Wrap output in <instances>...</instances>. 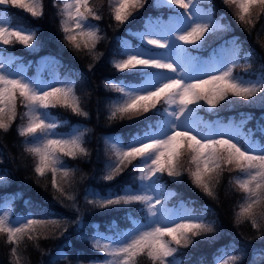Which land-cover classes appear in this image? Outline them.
<instances>
[{
  "label": "snow or ice",
  "instance_id": "obj_1",
  "mask_svg": "<svg viewBox=\"0 0 264 264\" xmlns=\"http://www.w3.org/2000/svg\"><path fill=\"white\" fill-rule=\"evenodd\" d=\"M147 3L110 0V16L124 25ZM222 3L232 8L235 19L244 25L254 23V16L259 15L256 9L264 12V0ZM5 5L25 10L33 18L44 14L43 0H0V6ZM161 5L172 14L167 18L148 16L142 30L132 33L139 41L135 46L121 39L116 52L121 58L111 63L124 78L104 82L107 90L117 94L109 102L108 120L126 121L136 130L104 137L113 158L101 179L114 181L126 170L132 175L120 188L86 190L93 197L86 198V203L96 209L123 210L127 223L121 228L113 222L111 235L97 232L92 237L90 247L102 253L103 259L90 264H141L142 260L180 264L176 256L182 248L192 245L197 237L214 234L215 222L206 223L203 213L196 214L183 201L169 206L176 193L167 189L165 180L181 182L185 175L206 196L216 199L225 173H236L228 181L243 194L235 222H248L264 234V143L253 139L251 130L244 131L247 120L225 124L206 121L199 115L201 110L212 112L236 101L264 106V73L255 79L245 77L252 52H244L235 38L217 47L208 46L206 56L196 54L206 48L208 37L228 30L210 7H202V0H157L156 6ZM57 7L63 17L60 30L64 41L77 52L84 50L94 61L99 60L103 53L97 51V44L106 37L93 22L102 17L91 0H64ZM37 31L13 25L6 14H0V46L18 43L35 49ZM57 63L42 59L36 75L30 77L19 58L0 50V132L7 133L20 120L16 131L22 138L23 151L34 159V173L38 178L50 175L51 187L59 193L54 199L71 201L75 208L76 195L68 194L57 177L67 181L76 174L65 158L90 155L84 139L89 130L61 131L68 121L54 116L52 110L62 108L82 117L89 113L76 92V82L68 77L61 79L51 70ZM93 66L90 64L89 70ZM46 69L50 70L47 79L42 76ZM18 108L24 111L18 112ZM257 127L264 135V124ZM3 186L5 177L0 175ZM48 222L31 213L18 216L11 202L0 201V236L12 245L14 264H21V244L37 241L38 226ZM75 223L79 225L80 221ZM242 259L240 255H228L218 258L217 264H242Z\"/></svg>",
  "mask_w": 264,
  "mask_h": 264
},
{
  "label": "trees",
  "instance_id": "obj_2",
  "mask_svg": "<svg viewBox=\"0 0 264 264\" xmlns=\"http://www.w3.org/2000/svg\"><path fill=\"white\" fill-rule=\"evenodd\" d=\"M50 1V0H49ZM218 8H222L225 17L226 26L228 30H240L242 35L246 38V42L250 43L256 60L259 63L264 64V12L260 9L257 10L258 16H254V23L251 25H244L238 22L233 14V9L224 5L222 0H215ZM153 0H148L145 8L150 7ZM99 11L102 17L99 22L101 28H106L103 35L108 39L106 41H100L97 44V51L103 53L99 60H93L90 55L84 50L77 52L70 45H68L63 39V33L60 30V16L58 14L57 5H50L44 10V14L40 18H34L33 24L38 25L37 44L48 45L52 47H58L64 50L65 54L74 58L79 63L88 77L94 78L98 72H104L106 74L112 73L113 65L112 60L116 58V52L118 49V42L114 40V31L120 28L122 25L117 24L110 16V9L107 4L102 2L92 3ZM62 6V4H59ZM110 6V3H109ZM13 8L18 10L14 6H9L6 12L11 18L15 16ZM5 50L12 49L11 47H4ZM94 65L89 70V65ZM93 80V79H92ZM96 81H93L95 83ZM93 86V85H92ZM97 92L96 90H94ZM94 107H100L99 104ZM19 112L23 111V108ZM103 117L100 113H95L93 116V124L102 125ZM22 138L18 136L15 125L7 132H0V165L7 172L6 179L11 184H16L20 189H28L36 194L38 198H44L48 202L55 201L54 193L51 187V176L38 178L33 171L34 159L33 157L23 151ZM88 142V150L90 155L87 157H80L72 160L67 158L71 164V168L76 170L74 177L69 178L67 181L61 179L64 184L65 191L68 194H75L77 199L75 202V208L72 206V202L64 199V205L66 209L65 214L60 218L53 219L59 220V224H53L49 221L45 225L38 226L39 239L37 241L27 240L20 246L21 264H61L59 261L48 262L47 254L56 245L63 244L67 248L70 255L77 261H66V264H86L85 260L92 254L96 253L94 249L90 247L91 241L86 237L85 229L78 228L75 223L80 220L78 216H84V220H89L92 213H104L109 212V209H96L86 203V200L82 199V191L87 183L102 184L101 176L105 174V167L102 163L103 153L99 151V147H103L102 143H97L95 139L86 138ZM132 173L130 170H126L123 174L124 177L130 176ZM82 177V179H81ZM129 181V179L127 180ZM180 184L189 185L194 191L199 192L206 197L208 203L214 210L216 217V233L220 234L225 231L232 232L242 238H264L262 231L254 229L250 223L244 222L236 224L235 212L238 210L239 199L236 191L229 185L227 181L222 180L221 185L216 189L217 198L213 199L206 196L200 189L191 184L187 175L182 177ZM176 184V183H174ZM47 185V187H46ZM178 185V184H176ZM180 188L181 186L178 185ZM65 221L68 223L65 224ZM67 231H64V228ZM61 232L63 234L61 235ZM212 234L203 237H210ZM202 240H195L192 245L202 243ZM38 245V247H37ZM191 246V245H190ZM12 245L6 243V238L0 236V264H14L13 258L10 254V248ZM242 256V255H240ZM242 264H249L251 260L247 256H242ZM70 260V259H69ZM141 264H149L147 260H142Z\"/></svg>",
  "mask_w": 264,
  "mask_h": 264
},
{
  "label": "rangeland",
  "instance_id": "obj_3",
  "mask_svg": "<svg viewBox=\"0 0 264 264\" xmlns=\"http://www.w3.org/2000/svg\"><path fill=\"white\" fill-rule=\"evenodd\" d=\"M18 216H27V215H18Z\"/></svg>",
  "mask_w": 264,
  "mask_h": 264
}]
</instances>
